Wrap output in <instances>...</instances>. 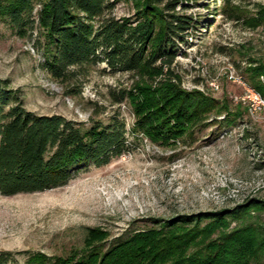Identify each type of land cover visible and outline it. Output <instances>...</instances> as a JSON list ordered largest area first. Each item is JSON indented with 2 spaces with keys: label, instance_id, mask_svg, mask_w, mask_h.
Wrapping results in <instances>:
<instances>
[{
  "label": "rangeland",
  "instance_id": "obj_1",
  "mask_svg": "<svg viewBox=\"0 0 264 264\" xmlns=\"http://www.w3.org/2000/svg\"><path fill=\"white\" fill-rule=\"evenodd\" d=\"M259 5L264 0H183L179 6L196 18L197 28L181 45L185 53H179L174 69L184 88L214 98L209 118L216 121L194 126L168 143L133 131L132 105L118 99L120 90L136 79L131 72L111 71L102 61L85 74L59 81L43 66L38 25L21 36L0 20V79L20 90L26 108L60 113L85 126L91 119L107 121L118 114L130 146L107 164L79 169L63 185L0 192V253L11 252L5 264H31L28 254L38 252L48 258L66 256L84 246L89 228L106 232L100 243L106 249L180 214L264 200V109L253 111L252 99L241 96L256 84L264 98V73L252 69L264 64V22L249 19ZM39 8L36 4L35 14ZM132 12L129 2L119 0L112 14ZM230 69L244 86L228 76ZM225 111L243 114L228 125ZM247 220L264 225V206L252 208ZM240 222L230 218L228 228Z\"/></svg>",
  "mask_w": 264,
  "mask_h": 264
},
{
  "label": "trees",
  "instance_id": "obj_2",
  "mask_svg": "<svg viewBox=\"0 0 264 264\" xmlns=\"http://www.w3.org/2000/svg\"><path fill=\"white\" fill-rule=\"evenodd\" d=\"M118 1L0 0V20L21 36L38 25L43 66L59 81L85 74L89 66L102 61L111 71L131 72L136 79L120 90L118 99L126 98L132 105L133 131H142L154 141L168 143L194 126L216 121L209 118L214 98L184 88L174 69L179 53H185L181 45L197 28L196 18L179 9L183 0H124L133 12L116 16L112 11ZM36 4L40 5L37 15ZM249 19L252 24L263 23L264 5ZM252 69L263 74L264 64ZM222 106L228 108L225 103ZM225 113L228 125L236 124L243 114ZM127 132L118 114H111L107 121L91 119L85 126L60 113L34 112L25 107L19 89L0 79V192L10 195L63 185L79 169L107 164L129 150ZM263 206L264 200L252 198L240 208L180 214L161 226L137 230L106 249L100 246L106 232L89 228L81 249L54 258L28 254L27 261L264 264V225L247 220L252 208ZM233 217L241 222L228 228ZM10 254L1 252L0 264Z\"/></svg>",
  "mask_w": 264,
  "mask_h": 264
},
{
  "label": "bare ground",
  "instance_id": "obj_3",
  "mask_svg": "<svg viewBox=\"0 0 264 264\" xmlns=\"http://www.w3.org/2000/svg\"><path fill=\"white\" fill-rule=\"evenodd\" d=\"M235 79V78H234ZM247 89L249 91V93H252L253 95H258V98L260 100V104H261V107H257V105L255 104L254 102V99H252V106H251V109L253 111L257 110V109H264V98L262 96V94L255 88V87H252V86H247ZM249 99V98H248Z\"/></svg>",
  "mask_w": 264,
  "mask_h": 264
},
{
  "label": "built area",
  "instance_id": "obj_4",
  "mask_svg": "<svg viewBox=\"0 0 264 264\" xmlns=\"http://www.w3.org/2000/svg\"><path fill=\"white\" fill-rule=\"evenodd\" d=\"M228 76H229V77H233V78L236 79V81H238V80H237V77L234 75L232 69L229 70V75H228ZM238 82H239V83H242V85L244 86V82H242V81H238ZM241 96H245V97H248V98H250V99H254V102H255V104L257 105V107H261V104H260V100H259V98H258V95H253L252 93H249L248 89H246V94H245V95H241Z\"/></svg>",
  "mask_w": 264,
  "mask_h": 264
}]
</instances>
